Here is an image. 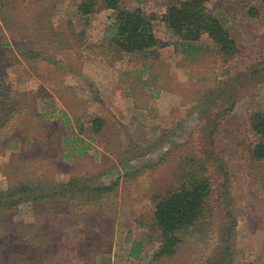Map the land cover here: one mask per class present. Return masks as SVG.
Listing matches in <instances>:
<instances>
[{"label":"rangeland","instance_id":"obj_1","mask_svg":"<svg viewBox=\"0 0 264 264\" xmlns=\"http://www.w3.org/2000/svg\"><path fill=\"white\" fill-rule=\"evenodd\" d=\"M179 1L121 0L154 16L161 45L147 59L106 44L114 12L101 0L83 17L79 0L0 4V73L18 111L4 113L12 127L0 121V264H264V159L250 126L264 108V0H203L241 49L230 61L209 40L178 44L160 18ZM190 171L212 188L204 218L156 258L155 204Z\"/></svg>","mask_w":264,"mask_h":264},{"label":"trees","instance_id":"obj_2","mask_svg":"<svg viewBox=\"0 0 264 264\" xmlns=\"http://www.w3.org/2000/svg\"><path fill=\"white\" fill-rule=\"evenodd\" d=\"M31 0H15L18 13L27 10L28 3ZM38 7L46 5L52 1L54 4L60 3V0H39ZM102 3L114 12L113 21L110 24V38L106 44L111 47L116 55H134L141 59L154 57L153 50L160 47L161 41L156 37L154 31V16L146 14L141 8L129 9L120 5L121 0H101ZM2 10L5 7L3 0H0ZM97 0H79L76 5L79 17L86 16L95 12ZM20 9H22L20 11ZM248 15L257 16L258 11L255 7L249 8ZM5 20V19H4ZM160 20L173 32L178 44L181 46H193L200 40H209L217 49L221 57L230 61L235 59L241 53L235 38L231 35L229 29L221 19H218L206 7L203 0H184L171 4L167 7ZM36 20H34L35 23ZM38 23V22H37ZM8 30L12 27L7 25ZM105 40V41H106ZM17 55L24 58L42 59L50 62L48 57L42 52L26 48L22 43H15ZM4 73H0V121L3 126L12 127L6 122L5 111L18 115V111L13 107V111H8V106L13 103L12 88ZM14 93V92H13ZM10 100V101H9ZM12 101V102H11ZM3 114V115H2ZM64 124V123H63ZM101 119H94L91 123L92 129L97 132L103 126ZM251 130L256 135V142L251 150L253 158L257 161L264 159V108L255 112L250 119ZM7 127V128H8ZM184 180L177 191L171 193L166 198L160 199L153 212V226L158 232L159 246L155 253L156 258H166L174 256L181 243V237L192 231L204 218L206 201L210 198L212 188L206 178L198 177L196 173L184 172ZM34 186L19 187L18 192L27 191L32 193ZM112 186H104L100 192L105 193L112 190ZM97 189V190H99ZM14 192V191H13ZM9 192L4 193L8 197ZM49 197V196H47ZM50 198V197H49ZM19 199L11 201L12 205L19 203ZM10 206L6 203L5 208ZM9 208V207H8ZM7 208V209H8ZM0 210L2 207L0 205ZM3 213H0V217ZM235 224V221H232ZM195 231L204 232L197 228ZM229 232L226 230L225 242L226 250L218 257L228 259V240ZM132 253L138 256L139 244L133 243ZM135 250V251H134ZM155 261L162 259H154ZM225 264H229L228 262Z\"/></svg>","mask_w":264,"mask_h":264}]
</instances>
